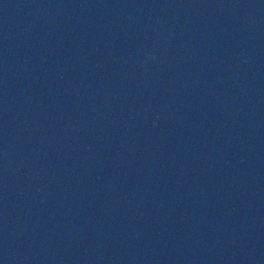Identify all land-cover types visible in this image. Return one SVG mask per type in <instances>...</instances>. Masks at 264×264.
<instances>
[{"label": "water", "instance_id": "1", "mask_svg": "<svg viewBox=\"0 0 264 264\" xmlns=\"http://www.w3.org/2000/svg\"><path fill=\"white\" fill-rule=\"evenodd\" d=\"M0 264H264V0H0Z\"/></svg>", "mask_w": 264, "mask_h": 264}]
</instances>
